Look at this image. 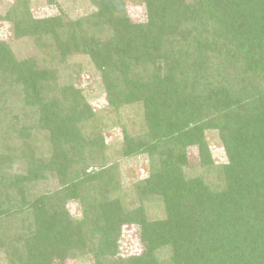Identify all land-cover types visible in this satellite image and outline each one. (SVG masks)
Here are the masks:
<instances>
[{"label":"trees","instance_id":"obj_1","mask_svg":"<svg viewBox=\"0 0 264 264\" xmlns=\"http://www.w3.org/2000/svg\"><path fill=\"white\" fill-rule=\"evenodd\" d=\"M45 1L57 13L37 16L34 0L0 10L4 264H264V0ZM75 57L96 72L104 113ZM137 158L146 173L124 185L120 159Z\"/></svg>","mask_w":264,"mask_h":264},{"label":"rangeland","instance_id":"obj_2","mask_svg":"<svg viewBox=\"0 0 264 264\" xmlns=\"http://www.w3.org/2000/svg\"><path fill=\"white\" fill-rule=\"evenodd\" d=\"M13 0H0V10L4 11L8 4H11ZM78 0H67L61 2L64 7L69 6L70 4H73L76 6L75 9L79 8V3H77ZM80 2V1H79ZM34 13L39 17H47L49 15H53L56 12V8H53L51 6H48L45 0H34ZM82 10V9H81ZM129 14L132 17L133 20L136 21H144L146 20V12L143 6L137 5V4H130L129 5ZM9 25L7 23H1L0 22V40H7L9 38L10 32H9ZM30 48V49H26ZM14 49H17V52L22 55H26L28 51H31V46L26 47L19 43L18 45L14 46ZM72 63L75 64H82L83 68L85 67L84 74H81V76H78V79L81 84H83V87L91 90L90 101L93 109L96 112L104 113V111L107 109V104L105 100L103 99L102 92L100 90L99 84H95L93 77H95V71L91 68V65L89 64L88 60L83 57H75ZM87 72V73H86ZM92 81V83H91ZM89 90V91H90ZM129 113V114H128ZM134 114L129 111L125 110L121 114V119L118 122L121 123H128V120L130 121V118L133 117ZM112 118V119H111ZM110 122L108 123L109 126H113L109 131L105 133V136L107 137V141L111 144V154L113 156H116V152L118 151V148L120 146L121 140V128H118L117 126V116L112 115ZM115 122V124H112ZM207 139L211 147V153L213 155V159L217 164H223L227 161L226 155L224 152L223 147L219 143L218 136L215 131H209L207 132ZM189 160L192 165H195L199 161L198 156V148L194 147L189 150ZM148 166V162L146 158H137L132 160H122L120 159V167H121V173L126 181V184H131L134 181L140 180L146 173ZM71 213L74 215V217L79 216L80 210L77 205H70ZM126 239L124 238V241L122 243L123 252L126 254H129L136 250L138 247V241H137V235L132 227H129L125 230ZM138 250V249H137ZM0 264H4L3 256L0 254ZM66 264H74V262H67Z\"/></svg>","mask_w":264,"mask_h":264}]
</instances>
